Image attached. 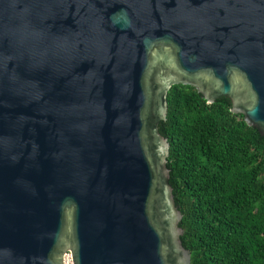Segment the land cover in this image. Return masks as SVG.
Listing matches in <instances>:
<instances>
[{
    "label": "water",
    "instance_id": "95a60500",
    "mask_svg": "<svg viewBox=\"0 0 264 264\" xmlns=\"http://www.w3.org/2000/svg\"><path fill=\"white\" fill-rule=\"evenodd\" d=\"M177 84L264 136V0H0V264H191Z\"/></svg>",
    "mask_w": 264,
    "mask_h": 264
},
{
    "label": "trees",
    "instance_id": "16d2710c",
    "mask_svg": "<svg viewBox=\"0 0 264 264\" xmlns=\"http://www.w3.org/2000/svg\"><path fill=\"white\" fill-rule=\"evenodd\" d=\"M230 108L177 84L158 126L191 264H264V136Z\"/></svg>",
    "mask_w": 264,
    "mask_h": 264
},
{
    "label": "built area",
    "instance_id": "2783aa9c",
    "mask_svg": "<svg viewBox=\"0 0 264 264\" xmlns=\"http://www.w3.org/2000/svg\"><path fill=\"white\" fill-rule=\"evenodd\" d=\"M68 260V262H67ZM65 264H71L70 255L65 256Z\"/></svg>",
    "mask_w": 264,
    "mask_h": 264
},
{
    "label": "bare ground",
    "instance_id": "6f19581e",
    "mask_svg": "<svg viewBox=\"0 0 264 264\" xmlns=\"http://www.w3.org/2000/svg\"><path fill=\"white\" fill-rule=\"evenodd\" d=\"M67 262H68V260H67Z\"/></svg>",
    "mask_w": 264,
    "mask_h": 264
}]
</instances>
